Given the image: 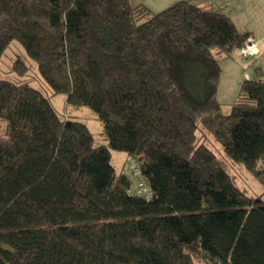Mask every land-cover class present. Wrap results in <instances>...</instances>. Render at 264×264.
<instances>
[{"label":"trees","instance_id":"trees-1","mask_svg":"<svg viewBox=\"0 0 264 264\" xmlns=\"http://www.w3.org/2000/svg\"><path fill=\"white\" fill-rule=\"evenodd\" d=\"M253 33L191 0H0V62L20 41L53 92L0 76V264H264V196L198 133L264 184V77L230 114L217 96L221 60ZM69 105L91 107L107 143Z\"/></svg>","mask_w":264,"mask_h":264},{"label":"rangeland","instance_id":"rangeland-1","mask_svg":"<svg viewBox=\"0 0 264 264\" xmlns=\"http://www.w3.org/2000/svg\"><path fill=\"white\" fill-rule=\"evenodd\" d=\"M134 5L144 3L154 11L170 7L180 0H131ZM202 5L210 4L216 8L228 11L234 18L236 25L244 32L253 31V48L246 51L244 47L236 50L232 57L221 60L223 65L222 77L219 83L217 96L223 106V112L230 114L232 104L239 96L241 83L244 79L264 77V0H191ZM24 60L31 65L30 72L22 76L13 71L12 67L15 60ZM0 76L7 79H30L33 84L44 91L48 96L53 94L50 85L41 76L37 64L30 59L23 44L15 40L7 49L6 54L0 62ZM52 101L60 114H65L67 106L66 95H56ZM69 113L78 115L82 120L89 124L92 132L96 135L97 144L107 143V136L104 133V123L98 118V114L91 107L69 105ZM199 135L206 143L217 152L221 160L225 161L232 174L235 175L239 186L252 196H264V184L260 182L254 174L249 171L245 164L232 161L228 158L223 145L215 140L212 134L199 128ZM113 163L118 170L127 169L126 164H132L130 156L126 152L112 149ZM129 161V162H128Z\"/></svg>","mask_w":264,"mask_h":264},{"label":"built area","instance_id":"built-area-1","mask_svg":"<svg viewBox=\"0 0 264 264\" xmlns=\"http://www.w3.org/2000/svg\"><path fill=\"white\" fill-rule=\"evenodd\" d=\"M255 40L253 39V36H251L249 38V42L245 45V49L246 51H250V49L253 48V45H254V42ZM135 174H136V171H135ZM137 174L135 175V177L137 178ZM139 177V176H138ZM136 189H137V192L140 193V194H146V193H149V186L147 184V182L145 180H140L138 184H136Z\"/></svg>","mask_w":264,"mask_h":264}]
</instances>
